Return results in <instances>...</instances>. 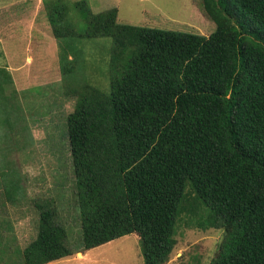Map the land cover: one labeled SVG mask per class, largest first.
Wrapping results in <instances>:
<instances>
[{"label": "trees", "instance_id": "1", "mask_svg": "<svg viewBox=\"0 0 264 264\" xmlns=\"http://www.w3.org/2000/svg\"><path fill=\"white\" fill-rule=\"evenodd\" d=\"M42 1L75 100L66 140L80 242L46 201L34 239L0 243V261L47 264L136 233L143 264H164L179 228L193 227L224 232L210 264H264V0H199L209 36L119 23L116 8L92 13L86 0ZM99 38L111 40L107 93L80 70L78 44ZM13 85L0 65V206L26 199L13 155L33 145Z\"/></svg>", "mask_w": 264, "mask_h": 264}, {"label": "rangeland", "instance_id": "2", "mask_svg": "<svg viewBox=\"0 0 264 264\" xmlns=\"http://www.w3.org/2000/svg\"><path fill=\"white\" fill-rule=\"evenodd\" d=\"M10 2L17 5L8 7ZM199 3V0H86L92 13L116 8L119 23L209 36L215 24ZM0 4V65L20 66L11 73L13 87L20 94L33 137L30 151L13 153L26 199L17 205L0 206V243L7 241L11 250L16 243L21 249L28 245L37 232L35 205L51 201L58 215L56 222L65 227L69 242L76 248L80 242V218L66 140V117L75 100L64 96L59 45L42 0H0ZM74 15L82 22L78 29L83 30L86 20L78 11L74 10ZM232 21L236 23L234 16ZM78 47L82 52L81 74L91 85L107 93L111 40H86ZM223 238L220 229L181 227L176 245L164 264H210L218 255ZM5 253L8 258V251ZM142 259L140 238L132 233L92 250L75 249L71 256L47 264H143ZM4 261L7 263L1 258L0 264Z\"/></svg>", "mask_w": 264, "mask_h": 264}, {"label": "crops", "instance_id": "3", "mask_svg": "<svg viewBox=\"0 0 264 264\" xmlns=\"http://www.w3.org/2000/svg\"><path fill=\"white\" fill-rule=\"evenodd\" d=\"M15 5H17V4H13V2H10L9 4H8V7H12V6H15ZM26 51V50H25ZM5 52V51H4ZM21 63H22V61H20ZM20 66L19 65H17V63H16V66L15 65H13V66H11L10 68H8V70H9V72L10 73H14L15 71H16V69L17 68H19ZM13 77V76H12ZM13 80H14V77H13Z\"/></svg>", "mask_w": 264, "mask_h": 264}]
</instances>
